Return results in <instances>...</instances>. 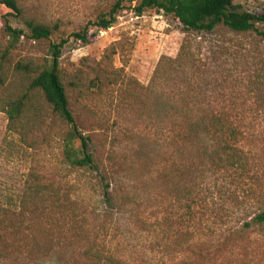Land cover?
Wrapping results in <instances>:
<instances>
[{"label":"rangeland","instance_id":"1","mask_svg":"<svg viewBox=\"0 0 264 264\" xmlns=\"http://www.w3.org/2000/svg\"><path fill=\"white\" fill-rule=\"evenodd\" d=\"M15 1L20 12L0 3V219L5 206L26 212L27 223L39 218L56 241L69 238L76 247L82 237L71 228L82 226L134 264H264V223L255 221L264 211V36L225 27L198 34L156 10L136 16L140 0H120L117 23L98 33L89 25L85 44L71 34L119 0ZM234 2L264 14V0ZM30 20L58 32L33 39ZM8 27L23 32L15 45ZM257 28L264 31V23ZM62 39L70 106L101 173L66 164L67 125L30 87L49 63L51 44ZM23 96L12 130L7 105ZM188 100L187 108L224 113L237 132L227 141L243 168L198 180L189 165L180 168L195 156L191 147L164 152V111Z\"/></svg>","mask_w":264,"mask_h":264},{"label":"trees","instance_id":"2","mask_svg":"<svg viewBox=\"0 0 264 264\" xmlns=\"http://www.w3.org/2000/svg\"><path fill=\"white\" fill-rule=\"evenodd\" d=\"M1 4L8 5L12 10L20 12L15 0H0ZM122 7L121 1H117L109 11L101 13L96 20L84 26L71 35L76 41L89 43L93 34H90L89 25L96 28V33L108 30L118 21V13ZM156 10L167 16H173L185 30L197 32L198 34H212L220 27L228 28L235 32L258 31L264 36V31H259L257 24L264 23V14L253 13L244 9L234 0H140L133 11L136 16L144 12ZM33 39H49L58 32L57 25L38 23L33 20L27 22ZM11 35L12 45H15L23 32L8 27ZM95 33V34H96ZM68 40L62 39L51 44L50 60L31 80L30 87L38 90L45 102L52 108L53 112L67 125L64 132L62 147L63 157L66 164L74 169L96 170L98 169L95 156L91 150V138L79 127L75 115L71 109L69 97L61 74L60 61L62 50ZM188 54L187 47L183 49ZM92 83L98 86L99 78ZM97 81V82H96ZM25 96L7 105L6 112L11 124H16L21 118ZM191 102H184L183 107L164 111L166 134L165 147L168 154L173 149V154L185 152L191 147L195 156L188 159V163L180 165L186 168L189 165L193 174L203 178L208 172L220 170H231L232 168H243L244 162L241 155L227 139L236 137V129L233 128L219 111L211 112L204 107L196 109L187 108ZM202 103V102H200ZM13 130V129H12ZM172 159V158H171ZM172 163V161H171ZM177 165L171 164L172 168ZM187 169V168H186ZM101 180L105 175L100 176ZM200 182L194 184L196 189ZM110 186V182L106 187ZM43 190L36 189V195ZM106 200L115 205L114 196L107 190L104 192ZM7 207V206H5ZM3 208V218L0 219V263L2 264H43L55 257L58 264H134L128 254H116V250L99 243L96 237L88 233L82 226L81 230L73 226L71 231L75 236L82 237L79 247L73 245L67 238L58 242L49 235L52 228L43 227L39 218L26 219V212H13L10 208ZM38 209L30 211L35 213ZM255 221L264 223V211L259 213ZM85 232V235L81 234ZM45 236V238L41 236ZM70 252V253H69ZM175 264H193L190 260H183Z\"/></svg>","mask_w":264,"mask_h":264}]
</instances>
